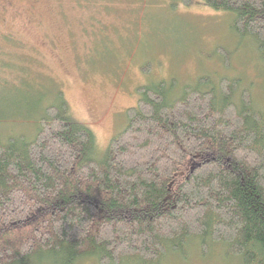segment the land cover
Returning <instances> with one entry per match:
<instances>
[{
    "label": "trees",
    "instance_id": "16d2710c",
    "mask_svg": "<svg viewBox=\"0 0 264 264\" xmlns=\"http://www.w3.org/2000/svg\"><path fill=\"white\" fill-rule=\"evenodd\" d=\"M180 2L229 13L264 54V0ZM198 81L140 86L102 155L62 100L31 136L0 140V264H160L191 239L264 264V112L246 88L234 99V78Z\"/></svg>",
    "mask_w": 264,
    "mask_h": 264
},
{
    "label": "rangeland",
    "instance_id": "374dc122",
    "mask_svg": "<svg viewBox=\"0 0 264 264\" xmlns=\"http://www.w3.org/2000/svg\"><path fill=\"white\" fill-rule=\"evenodd\" d=\"M230 21L229 13L180 0H0V114L13 115L0 121V140L31 136L47 104L62 100L66 114L93 131L102 155L137 89L169 78L173 95L200 77L234 78V99L246 88L264 112V54ZM14 98L23 106L12 109ZM207 246L203 253L191 239L185 258L167 252L160 264H242L224 255L223 244Z\"/></svg>",
    "mask_w": 264,
    "mask_h": 264
}]
</instances>
